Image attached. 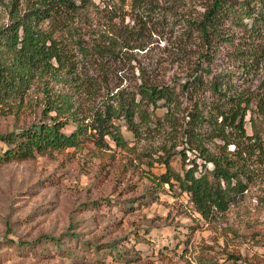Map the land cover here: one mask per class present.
Returning <instances> with one entry per match:
<instances>
[{"label": "rangeland", "instance_id": "rangeland-1", "mask_svg": "<svg viewBox=\"0 0 264 264\" xmlns=\"http://www.w3.org/2000/svg\"><path fill=\"white\" fill-rule=\"evenodd\" d=\"M5 1L0 0V23L10 21ZM205 2L160 0V16L145 19V24L126 6L113 21L122 31L141 28L140 38L104 60L95 52L76 53L68 81L55 83V88L80 93L86 86L82 81L91 78L94 99L83 100L79 112L85 113L90 100L102 98L107 89L135 84L141 67L179 84L200 51L186 32L188 18L197 17ZM97 35L85 33L86 43L91 45ZM235 35L242 37L240 31ZM238 63L223 52L213 67L240 74ZM43 95L37 82L23 101L0 96V133L41 120ZM165 111L160 107L156 114L163 117ZM74 125L70 122L65 130L71 132ZM123 131L130 148L117 147L107 136L108 149L86 142L32 158L0 157V264H264V180L251 184L226 211L206 219L187 193L149 176V171L166 170L155 157L163 153L162 143L172 142L167 132L137 140L126 125ZM5 148L0 142V155ZM187 153L188 159L195 157L193 150ZM171 163L183 171L181 153Z\"/></svg>", "mask_w": 264, "mask_h": 264}, {"label": "trees", "instance_id": "trees-1", "mask_svg": "<svg viewBox=\"0 0 264 264\" xmlns=\"http://www.w3.org/2000/svg\"><path fill=\"white\" fill-rule=\"evenodd\" d=\"M159 1H5L10 21L0 23V96L23 101L38 82L44 91V117L0 133V142L7 146L0 157L32 158L86 142L108 149L110 139L123 149L130 144L123 125L137 140L164 130L172 142L159 146L163 153L155 160L166 170L149 171V176L159 185L168 183L187 193L195 209L211 219L237 202L251 184L264 180V0H208L197 17L188 18L186 32L200 51L179 84L160 80L141 67L135 84L107 89L102 98L90 100L85 113L79 112L83 100L94 99L91 78L82 81L86 86L80 93L55 88V83L68 81L76 53L95 52L104 60L122 54L140 38L141 28L122 31L113 21L126 6L145 24V19L160 16ZM89 31L98 33L91 45L84 37ZM237 31L242 34L239 39ZM223 52L239 62L242 73L214 69ZM160 107L166 108L163 117L156 114ZM70 122L75 125L67 132ZM187 149L195 157L188 159ZM177 153L182 154V172L171 163Z\"/></svg>", "mask_w": 264, "mask_h": 264}]
</instances>
